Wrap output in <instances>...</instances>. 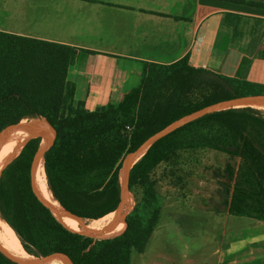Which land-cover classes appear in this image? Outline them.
<instances>
[{
	"label": "trees",
	"instance_id": "16d2710c",
	"mask_svg": "<svg viewBox=\"0 0 264 264\" xmlns=\"http://www.w3.org/2000/svg\"><path fill=\"white\" fill-rule=\"evenodd\" d=\"M229 18L234 16H228L233 24ZM78 54L68 45L0 31V134L8 128L0 141L9 140L22 120L44 118L58 136L44 161L48 184L68 210L84 219H94L117 204L122 160L155 133L210 105L264 95L262 84L195 68L185 57L172 65L145 64L140 86L120 104L90 111L75 106L76 87L69 79ZM43 138L32 136L3 171L0 216L29 255L69 259L64 254L71 253L81 235L68 231L38 205L28 184V170L43 148ZM188 149L229 155L234 163L215 174L224 193L223 211L264 222V113L255 108L223 111L179 129L149 151L132 171L131 187L141 190V198L126 231L98 246L102 236L95 235L82 251L80 264H131L134 251H146L163 209L152 173ZM37 186L45 197L38 178ZM0 248L21 264H31L1 242ZM1 249L0 264H19Z\"/></svg>",
	"mask_w": 264,
	"mask_h": 264
},
{
	"label": "crops",
	"instance_id": "0c3cea01",
	"mask_svg": "<svg viewBox=\"0 0 264 264\" xmlns=\"http://www.w3.org/2000/svg\"><path fill=\"white\" fill-rule=\"evenodd\" d=\"M261 4L264 0H2L0 31L78 49L69 74L75 106L95 111L120 104L138 88L145 64L172 65L185 57L195 68L264 85ZM204 188L195 189L187 207L179 197L171 204V224L164 221L163 205L146 251H134L131 264H264V222L230 215L222 198L212 199L209 185ZM214 218H223L224 226H214Z\"/></svg>",
	"mask_w": 264,
	"mask_h": 264
},
{
	"label": "water",
	"instance_id": "95a60500",
	"mask_svg": "<svg viewBox=\"0 0 264 264\" xmlns=\"http://www.w3.org/2000/svg\"><path fill=\"white\" fill-rule=\"evenodd\" d=\"M241 108H264V95H252L222 101L217 104L210 105L187 116H184L181 119L173 122L166 128L155 133L152 137H150L143 144H141L136 151L127 154L122 160L119 169V195L117 204L107 210L105 213L92 219V221H100L103 228L109 227L114 228V230L118 229V227L124 223H126L128 227V217L135 211L139 202L138 194L131 187L132 171L145 158L149 151L164 138L208 115ZM38 119L45 120L41 117ZM22 121H25L27 125L33 128V133L39 135H48L49 138V143L36 154L28 170V184L31 195L35 202L41 207H43L48 213H50L59 224L65 227L68 231L74 232V227H76L77 224L82 222L84 218L68 210L55 197L53 191L51 190L48 184V181H46L48 194L47 198L42 196L37 186V174L41 168H44V161L56 144V141L58 139L57 133L52 128L53 134H48L44 127H42L36 122L35 118L24 119ZM6 130L3 133H5ZM2 134H0V136ZM113 215H118L119 220L116 222L114 221L113 223H108L107 220ZM98 231L99 229L97 228H89L87 233L82 234L81 238L75 243L71 253L69 255L64 254L69 257V264H77V259L81 256L82 251L88 245V243L91 242L96 232ZM1 251L4 253L2 249ZM10 259L21 264L20 262L12 258Z\"/></svg>",
	"mask_w": 264,
	"mask_h": 264
},
{
	"label": "rangeland",
	"instance_id": "374dc122",
	"mask_svg": "<svg viewBox=\"0 0 264 264\" xmlns=\"http://www.w3.org/2000/svg\"><path fill=\"white\" fill-rule=\"evenodd\" d=\"M1 3L2 0H0V4ZM261 111H263L264 113V108H261ZM131 131L132 130H129L128 133H131ZM9 144L10 142L8 143V145ZM46 145L47 144L44 139L43 147H45ZM4 157L1 160H3ZM229 162H232L229 155L219 151H214L210 149H198V150L188 149L178 152V154L170 162L162 163L152 173V180L157 183L156 186V188H158L157 191L162 196L163 205L166 207V216L164 221L171 224V220H172L171 215L173 209L171 204L175 202V200L178 197L180 199L182 198L183 202H187V204L186 203L184 204V206L187 207L189 201L192 200V196L195 195V192H197V190L201 192L204 189L206 191V189L204 188L205 186H207L208 189V185H209L210 191L208 192L210 197L211 196L213 197L212 199H214V197H219V196L223 198L224 193H223L222 185L220 183L219 184L216 183L215 181H213V179L214 178L217 179L215 177L216 173L219 174L220 172L225 171L226 166ZM220 189H221V193H220ZM134 191L138 194V197L140 199L141 190L136 188ZM114 221L116 222L117 220L114 219L110 223H113ZM95 222L96 221H92V219H84L81 223L90 225V224H94ZM212 222L214 226H220V227L224 226L223 218H217V219L214 218ZM124 224L126 226L120 228L119 230L117 229L114 230V228H110V231L108 230L99 231L97 235L102 237L100 238V240H98L97 246L107 238H113L124 233L127 229V224L126 223ZM87 231L77 232L74 230V233H78L82 235L87 233ZM214 246H216L215 243ZM79 258L77 259V264L81 263V261H79Z\"/></svg>",
	"mask_w": 264,
	"mask_h": 264
},
{
	"label": "bare ground",
	"instance_id": "6f19581e",
	"mask_svg": "<svg viewBox=\"0 0 264 264\" xmlns=\"http://www.w3.org/2000/svg\"><path fill=\"white\" fill-rule=\"evenodd\" d=\"M36 122L42 127H44V129L47 131L48 134H53V129L48 124L47 121L42 119H36ZM35 134L36 133H33V128H31L29 125L26 124L25 121H23V123L20 125L16 133L13 135V137L9 139L10 141L8 140L0 141V160L6 155L4 159L0 161V177L2 176L3 171L21 155L28 140ZM44 139L46 141V144H48L49 143L48 135H45ZM9 142L10 144L8 145ZM37 178L43 190L45 198H47L48 197L47 187H46L47 180H46V173L44 168H41L39 170L37 174ZM114 219L118 221L119 216L113 215L107 220V222L110 223ZM89 228H97L99 229V231L101 230L110 231L109 227L103 228L100 221H96L94 224H90V225L82 224L80 222L79 224L76 225V227H74L75 230H78L80 232H85ZM98 232H96L95 235H97ZM0 242L10 250L15 252L16 254H18L20 257L30 262L31 264H69V259L66 258L65 256H55L51 259H39L29 255L24 250L22 246V242H20L19 238L17 237V234L13 230H10L4 224L1 216H0Z\"/></svg>",
	"mask_w": 264,
	"mask_h": 264
},
{
	"label": "built area",
	"instance_id": "2783aa9c",
	"mask_svg": "<svg viewBox=\"0 0 264 264\" xmlns=\"http://www.w3.org/2000/svg\"><path fill=\"white\" fill-rule=\"evenodd\" d=\"M129 130H131V128H130V127H128V131H129Z\"/></svg>",
	"mask_w": 264,
	"mask_h": 264
}]
</instances>
